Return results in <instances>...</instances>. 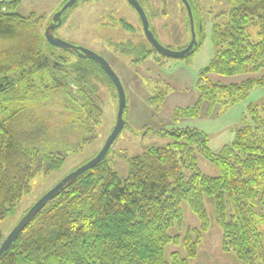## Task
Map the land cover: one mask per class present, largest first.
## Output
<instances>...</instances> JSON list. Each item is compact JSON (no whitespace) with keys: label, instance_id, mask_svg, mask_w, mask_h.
<instances>
[{"label":"trees","instance_id":"1","mask_svg":"<svg viewBox=\"0 0 264 264\" xmlns=\"http://www.w3.org/2000/svg\"><path fill=\"white\" fill-rule=\"evenodd\" d=\"M20 3L0 2V223L30 192L40 165L45 172L60 169L68 151L80 152L95 137L104 105L88 83L91 70L113 85L94 61L49 44L38 27L43 17L17 13ZM224 15L226 22L214 25V56L200 73L198 98L176 108L173 122L201 117L204 106L211 115L243 101L254 88L264 89V75L256 76L264 70V0H238ZM254 26L257 42L250 40ZM71 55L79 63H71ZM211 75L255 76L226 84ZM167 97L155 93L148 102L159 109ZM262 128L261 110L250 108L233 143L217 153L197 129L157 131L173 141L128 157L126 178L114 169L109 151L27 222L0 264H192L212 217L222 232V251L242 264H264V214L258 210L264 207ZM201 158L219 174L206 175ZM185 206L199 227L182 235ZM6 238L0 231V247ZM171 247L183 252H169Z\"/></svg>","mask_w":264,"mask_h":264},{"label":"rangeland","instance_id":"2","mask_svg":"<svg viewBox=\"0 0 264 264\" xmlns=\"http://www.w3.org/2000/svg\"><path fill=\"white\" fill-rule=\"evenodd\" d=\"M2 1L8 0H0ZM20 1L16 12L25 17L33 16L34 19L43 17L38 27L45 34V30L53 23L55 15L67 0ZM139 1L159 42L172 51L182 50L192 37L190 18L183 2ZM191 1L194 5L196 39L201 44L188 59L164 58L156 53L145 36L139 14L127 0H79L67 10L62 17L61 27L55 31L57 38L102 56L121 79L128 102L124 116L126 125L111 147L108 159L122 178L128 176V157L138 156L152 146H166L173 141L172 137L161 136L157 131L173 130L176 127L197 129L208 137L212 151L217 153L225 145L233 143L237 130L249 116L250 108L260 109L261 119H264V89L257 87L250 91L246 99L234 106L226 109L219 107L211 115L206 114L207 107L204 106L201 117L173 122L176 108L192 106L198 98L197 83L200 73L214 56V25L225 23L227 16L224 14L238 5V0ZM123 23L128 27H124ZM249 32L250 40L257 42L258 27H250ZM144 58L145 61L142 60ZM70 62L79 63V58L71 55ZM263 75L264 70L256 76ZM251 76L255 75H211V79L229 84L241 82ZM88 83L96 88L104 105L102 120L95 137L80 152L68 151L60 169L45 172L40 165L39 172L31 181L30 192L19 199L12 214L0 223V231L5 238L42 196L99 153L114 129L119 106L115 86L95 68L91 70ZM160 92H167L168 97L157 109L148 100ZM262 132L264 133V128ZM199 166L206 175L219 174L218 168L203 158L200 159ZM259 208L260 213L264 214V207ZM184 211L185 225L184 230H181L182 235H185L188 227H199L197 217L189 208L185 206ZM209 215H213L211 208ZM221 243V229L212 217L210 231L204 235L198 258L192 264H242L233 254L222 251ZM174 250L183 252L181 247H171L169 252Z\"/></svg>","mask_w":264,"mask_h":264},{"label":"water","instance_id":"3","mask_svg":"<svg viewBox=\"0 0 264 264\" xmlns=\"http://www.w3.org/2000/svg\"><path fill=\"white\" fill-rule=\"evenodd\" d=\"M79 0H68L60 9V11L55 15L53 23L45 30V37L49 44L52 46L61 49V50H70L74 52L78 57L83 59H89L94 61L101 70L105 73V75L111 80L113 85L115 86L118 94L119 106H118V115L117 122L112 130L110 136L106 140L104 146L100 150V152L92 158L90 161L86 162L83 166L77 168L71 174H69L66 178H64L60 183H58L54 188H52L49 192H47L44 196H42L34 206L29 210L26 216L21 220V222L12 230V232L7 236L0 247V257L1 255L10 247V245L14 242L20 232L23 230L24 226L27 222L39 211L43 208L47 202H49L52 198H54L68 183L76 179L79 175L84 172L93 169L98 164L102 162V160L107 156L114 142L117 140L119 135L121 134L124 126H125V118L124 114L127 109V93L121 82L118 74L112 69L110 63L104 59L102 56L96 54L95 52L70 44L68 42L63 41L55 36V31L59 27H61L63 22V14L72 6H74ZM129 4L137 11L139 14L142 23L143 29L145 32V36L150 43V45L155 49L157 53L172 59H185L193 50L198 46V41L196 39V33L194 30V18H193V10L189 0H181L185 5L188 15L190 18V26L192 31V39L189 45L180 51H172L166 47H164L159 40L156 38L153 30L150 27V22L148 19V15L143 8L142 4L138 0H127Z\"/></svg>","mask_w":264,"mask_h":264},{"label":"crops","instance_id":"4","mask_svg":"<svg viewBox=\"0 0 264 264\" xmlns=\"http://www.w3.org/2000/svg\"><path fill=\"white\" fill-rule=\"evenodd\" d=\"M21 4V3H20ZM19 8V7H18Z\"/></svg>","mask_w":264,"mask_h":264}]
</instances>
